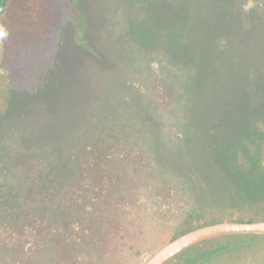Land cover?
Here are the masks:
<instances>
[{"label":"rangeland","instance_id":"1","mask_svg":"<svg viewBox=\"0 0 264 264\" xmlns=\"http://www.w3.org/2000/svg\"><path fill=\"white\" fill-rule=\"evenodd\" d=\"M206 4L183 16L188 46L131 20L119 37L124 18L110 26L103 0H0V170L20 150L67 165L106 132L147 171L135 198L160 207L145 213L151 246L122 240L108 264H144L184 222L264 221V0ZM6 237L0 224V264H43L44 240L16 255ZM165 264H264V236L209 239Z\"/></svg>","mask_w":264,"mask_h":264},{"label":"trees","instance_id":"2","mask_svg":"<svg viewBox=\"0 0 264 264\" xmlns=\"http://www.w3.org/2000/svg\"><path fill=\"white\" fill-rule=\"evenodd\" d=\"M103 1L108 6L110 26L112 21L120 24L117 17L124 18L119 37L126 39L128 33H135L131 27L129 29L131 20L155 30L156 37L158 33L162 42L169 40L172 43L171 35L183 45L187 40L186 45L190 46L191 26L189 33L185 30L183 17L189 6L190 14L195 7L196 16L200 17L207 6L206 1L238 0ZM133 1L141 4L136 5ZM122 139L123 133L110 143L106 132L98 133L95 139L84 143L77 157H69L67 165L62 166L48 162L38 153H28L20 158L25 152L20 150L12 155L9 159L11 167L0 170V224L8 234L6 238L12 239L14 254L21 255L26 250L29 254V249L36 248L39 241L44 240L43 249L34 253L43 264H103L104 259L116 256L122 249L118 242L133 239L135 230L129 223V215L140 200L135 198L140 189L138 179L147 171L137 161L128 162L112 150ZM251 157L253 164H262L256 147L251 150ZM248 163L246 160L244 164ZM25 165H28V178L21 175ZM212 223L216 222L204 225ZM125 248L131 250L130 245H125L123 250Z\"/></svg>","mask_w":264,"mask_h":264},{"label":"water","instance_id":"3","mask_svg":"<svg viewBox=\"0 0 264 264\" xmlns=\"http://www.w3.org/2000/svg\"><path fill=\"white\" fill-rule=\"evenodd\" d=\"M241 234L264 235V221H224L192 229L162 246L144 264H165L182 251L203 241Z\"/></svg>","mask_w":264,"mask_h":264},{"label":"flooded vegetation","instance_id":"4","mask_svg":"<svg viewBox=\"0 0 264 264\" xmlns=\"http://www.w3.org/2000/svg\"><path fill=\"white\" fill-rule=\"evenodd\" d=\"M139 194H140V192H139ZM159 198H161L159 193H155V195L152 197L153 200H157ZM153 203H155V205H156V202L153 201ZM154 208L155 209H159L160 207L158 206V207H154ZM154 208L149 207L147 201H141V200L136 202V204L133 206L134 210L129 215V219H130L129 223L132 226H134L135 234H134V236H132L133 239L129 240L130 244H134L135 242L140 241V242H142L141 244H143L146 247L147 246H151L150 242H149V237H148L149 235H147V233H143V228H147L148 229V227H149L148 225L144 224V221H145L144 219H146V217H145L146 211L148 209L151 210V209H154ZM148 218L149 217H147V219ZM150 219L153 220V217H150ZM158 222L160 223V221H158ZM184 223L182 225L176 227L175 229H170L169 230V231H171V233H170V237L171 238L168 239V241H166L165 244L190 230V228H187L189 226V222L187 224H184ZM217 245L219 246V245H224V244L216 243L213 246H211V245L210 246H205V247H203V248L199 249L198 251H195V252H193L191 254H186V256H183V257L181 256L182 257L181 260H183L184 262L186 261L187 263H190V261H194V260H197V259H198V261L203 260L204 257L202 255L204 253H207L210 250H213L214 247H216ZM189 248H187V249H189ZM186 250H184V251H186ZM181 253H183V251ZM115 261H116V258L111 257V258L104 259L102 262H104L103 264H108V263H113Z\"/></svg>","mask_w":264,"mask_h":264}]
</instances>
